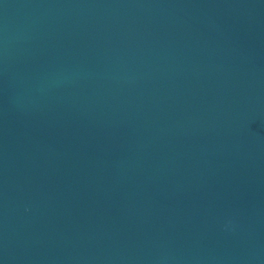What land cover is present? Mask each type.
Listing matches in <instances>:
<instances>
[{
	"label": "water",
	"instance_id": "water-1",
	"mask_svg": "<svg viewBox=\"0 0 264 264\" xmlns=\"http://www.w3.org/2000/svg\"><path fill=\"white\" fill-rule=\"evenodd\" d=\"M0 264H264V0H0Z\"/></svg>",
	"mask_w": 264,
	"mask_h": 264
}]
</instances>
